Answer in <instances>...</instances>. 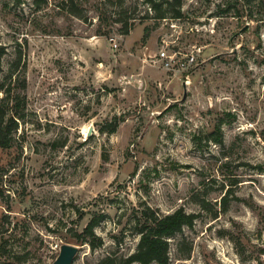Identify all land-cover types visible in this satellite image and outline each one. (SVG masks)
I'll return each instance as SVG.
<instances>
[{"label": "rangeland", "instance_id": "374dc122", "mask_svg": "<svg viewBox=\"0 0 264 264\" xmlns=\"http://www.w3.org/2000/svg\"><path fill=\"white\" fill-rule=\"evenodd\" d=\"M152 5L0 0V111L18 125L0 147V264H53L64 244L73 264H125L145 207L198 216L170 264H264V0H183L181 19ZM163 40L195 54L188 77L156 63Z\"/></svg>", "mask_w": 264, "mask_h": 264}, {"label": "trees", "instance_id": "16d2710c", "mask_svg": "<svg viewBox=\"0 0 264 264\" xmlns=\"http://www.w3.org/2000/svg\"><path fill=\"white\" fill-rule=\"evenodd\" d=\"M148 3L153 4V8L158 14L156 18L165 19L167 17L173 19H181L183 17V0H163V4L167 5L165 11L155 8L156 5L152 0H146ZM253 2V0H248ZM152 8V9H153ZM229 6L218 5V14H225L230 12ZM132 25L125 24L122 29L123 35H129ZM5 54V49L0 45V67L1 58ZM0 89V93H1ZM6 115L0 111V147L9 148L11 146L10 131L17 128V123L14 118L11 121L14 123L9 132L8 127L5 126ZM120 121L118 118L110 123V128L104 131L107 133H115L119 127ZM103 216H94L85 227L82 235L80 236L82 242L89 243L92 248L98 247L101 243L100 237L95 233V229L102 222ZM198 216L195 214H188L183 209H178L169 214H162L159 211L153 210L151 207H145L140 212H137L133 221V231L139 237L136 250L125 259V264H170V249L171 239L177 234L181 233L185 227H193Z\"/></svg>", "mask_w": 264, "mask_h": 264}, {"label": "built area", "instance_id": "2783aa9c", "mask_svg": "<svg viewBox=\"0 0 264 264\" xmlns=\"http://www.w3.org/2000/svg\"><path fill=\"white\" fill-rule=\"evenodd\" d=\"M159 54L156 56V63L167 73L173 75L189 76V72L197 65V58L193 52L184 53L180 49L172 48L167 40H163Z\"/></svg>", "mask_w": 264, "mask_h": 264}, {"label": "water", "instance_id": "95a60500", "mask_svg": "<svg viewBox=\"0 0 264 264\" xmlns=\"http://www.w3.org/2000/svg\"><path fill=\"white\" fill-rule=\"evenodd\" d=\"M250 25L247 24L242 30H240L239 33H237L234 38L237 36H240L246 32H249ZM94 127L91 126L86 134V138L88 139L93 135ZM80 251V247L70 244H64L60 248V253L57 257V259L53 262V264H73L74 259L78 255Z\"/></svg>", "mask_w": 264, "mask_h": 264}]
</instances>
